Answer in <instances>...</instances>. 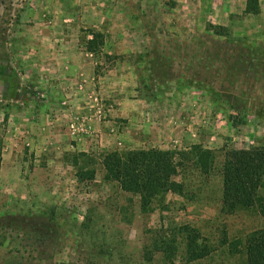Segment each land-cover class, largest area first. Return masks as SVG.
I'll list each match as a JSON object with an SVG mask.
<instances>
[{"label": "rangeland", "instance_id": "obj_1", "mask_svg": "<svg viewBox=\"0 0 264 264\" xmlns=\"http://www.w3.org/2000/svg\"><path fill=\"white\" fill-rule=\"evenodd\" d=\"M258 4L253 14L247 0H0V61L14 48L22 68L5 65L19 95L0 97V264H187L184 225L216 250L190 264H247L264 212L222 214L221 170L228 150L264 147ZM91 31L105 35L97 53ZM195 145L214 152L213 171L189 168L188 194L151 213L104 180L107 152ZM78 153L94 179H79ZM154 230L178 238L177 260L146 262Z\"/></svg>", "mask_w": 264, "mask_h": 264}, {"label": "trees", "instance_id": "obj_2", "mask_svg": "<svg viewBox=\"0 0 264 264\" xmlns=\"http://www.w3.org/2000/svg\"><path fill=\"white\" fill-rule=\"evenodd\" d=\"M246 13L259 12L258 0H247ZM221 34L220 32H216ZM92 38L87 42V51L97 53L105 45V35L91 31ZM79 179H94L95 170L89 168L92 159L89 154H74ZM85 162L83 165L80 162ZM3 163V149L0 144V175ZM215 155L212 150L195 145L182 151L129 150L107 152L102 157L104 180L116 184L123 192L131 193L140 199L143 213L155 210L157 201L165 200L168 194L186 196L188 188L186 174L194 168L200 176H209L214 169ZM223 194L221 213L235 215L252 209L264 212V147L230 149L225 153L221 170ZM179 178V179H178ZM164 201L161 202V204ZM184 236L187 264L208 258L213 249L204 243L200 231L189 225L177 229ZM151 246L145 249L144 259L150 263L155 253H162L166 262L172 263L179 256V240L162 230H154ZM225 244V242H224ZM245 253L247 264H264V228L258 229L246 238Z\"/></svg>", "mask_w": 264, "mask_h": 264}, {"label": "crops", "instance_id": "obj_3", "mask_svg": "<svg viewBox=\"0 0 264 264\" xmlns=\"http://www.w3.org/2000/svg\"><path fill=\"white\" fill-rule=\"evenodd\" d=\"M13 49L14 48H12L9 51V55L5 58L6 61H0V64H1L0 65V97L2 99H8V97H10L12 93H13L12 95H16V94L19 95V92H18L19 90H16V91L14 90L12 92L14 83H11V79L13 78L12 76H9L7 74L9 71H8V68H6L5 66V65H8V67L10 69H14L19 76L21 75V70H22L21 65H20L21 62L18 60L16 61V59H14L12 55ZM21 88H23L22 85H21ZM23 90L24 89H21L20 91H22L23 93Z\"/></svg>", "mask_w": 264, "mask_h": 264}]
</instances>
